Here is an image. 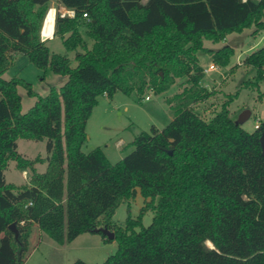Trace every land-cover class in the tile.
<instances>
[{
	"label": "trees",
	"instance_id": "1",
	"mask_svg": "<svg viewBox=\"0 0 264 264\" xmlns=\"http://www.w3.org/2000/svg\"><path fill=\"white\" fill-rule=\"evenodd\" d=\"M50 1L0 0V264L24 263L34 223L59 244L85 232L116 239L118 250L100 264H264V118L250 131L227 106L209 120L192 107L210 95L198 52L221 66L235 52L204 40L264 30V0H59L75 10L74 17L58 15L54 30L75 52V66L41 38ZM17 54L66 82L40 95L21 77L5 78ZM243 60L264 79V46ZM179 78L188 85L166 99L172 118L165 127L141 131L115 163L100 146L83 150L101 94L161 93ZM19 85L36 97L26 112ZM19 138L47 139V156H24ZM11 160L31 171L29 183L7 181ZM45 162L40 172L36 165ZM138 192L145 203L137 218L114 222L119 205ZM148 210L154 215L145 226ZM103 219L113 239L100 229Z\"/></svg>",
	"mask_w": 264,
	"mask_h": 264
},
{
	"label": "rangeland",
	"instance_id": "2",
	"mask_svg": "<svg viewBox=\"0 0 264 264\" xmlns=\"http://www.w3.org/2000/svg\"><path fill=\"white\" fill-rule=\"evenodd\" d=\"M60 5L59 0L50 1V7L58 8ZM255 28L251 26L241 32L230 33L216 43L209 39L204 40L207 48L219 49L229 44L234 47L235 52L227 65L215 64L216 68L209 71H206V68L214 63L211 55L204 51L198 52V58L205 70L202 84L209 89L210 95L192 107L203 118L209 120L227 106L230 116L236 120L244 109H249V117L241 125L250 131L257 128L256 125L264 118V79L257 81V69L246 65L243 60L247 54L264 46V30L256 33ZM83 34L91 46L92 39L84 29ZM47 44L52 52L68 53L73 59V65H76L75 52L67 51L62 38L54 34L52 39L47 40ZM3 76L8 79L16 76L25 79L40 95L48 94L52 87L59 89L67 80V76L55 73L50 68L37 67L23 54L14 57ZM186 85V78H179L161 93L148 90L142 96L137 92L126 94L122 91H117L113 97L101 94L87 121L88 139L83 150L88 152L100 146L111 162H118L134 149L132 141L141 131H150L153 125L163 128L169 123L172 112L166 99L181 92ZM18 90L22 96V111L26 112L35 103L36 97L28 95L27 88L23 85H19ZM147 95L150 96L149 99L146 98ZM47 141L19 138L18 150L28 158L37 155L45 158ZM37 166L40 172L45 171L47 162L38 163ZM5 176L8 182L21 184L30 181L31 171L23 172L16 167V161L11 160L5 170ZM144 203V196L138 192L135 198L119 205L112 220L124 225L129 215L137 218ZM153 215L152 210L145 211L142 224L149 225ZM102 226L106 227L104 219ZM117 250V240L106 241L100 233H81L64 247L43 234V242L35 249L33 243L28 245L25 259L29 260L28 264H73L78 259L89 264H100Z\"/></svg>",
	"mask_w": 264,
	"mask_h": 264
},
{
	"label": "water",
	"instance_id": "3",
	"mask_svg": "<svg viewBox=\"0 0 264 264\" xmlns=\"http://www.w3.org/2000/svg\"><path fill=\"white\" fill-rule=\"evenodd\" d=\"M250 110L249 109H244L240 114L239 117L235 120V122L237 124H242L243 122H245L247 120V118L249 117L250 114ZM260 142H261V146H262V151H263V155H264V130L261 134L260 137ZM10 229L13 231L15 239L17 240V242L19 243V249H22L23 247V242L20 239V231L16 225V223H12L10 224ZM102 230V232L110 239L114 238V232L111 231L110 229H108L107 227H101L100 228Z\"/></svg>",
	"mask_w": 264,
	"mask_h": 264
},
{
	"label": "built area",
	"instance_id": "4",
	"mask_svg": "<svg viewBox=\"0 0 264 264\" xmlns=\"http://www.w3.org/2000/svg\"><path fill=\"white\" fill-rule=\"evenodd\" d=\"M52 7H54V9H55V20H56V17H57L58 15H60V16H62V17H65V16L74 17V16H75V10H74V9L67 8L66 6H64V5H62V4H61L58 8L55 7V6H52ZM50 9H51V7L49 8V10H50ZM49 10H48V12H47L45 18L47 17V15H48V13H49ZM84 16H87V13H84ZM44 21H45V19H44ZM43 23H44V22H43ZM41 32H42V34H41V35H42V37H41L42 40L52 39V38L54 37V34H53L52 36H44V35H43V30H41ZM213 68H216V66H215L214 63L210 64V66H209L208 68H206V71H209V70H211V69H213ZM146 98L149 99L150 96L147 95ZM258 126H259V124L256 125V127H258ZM23 264H24V263H23Z\"/></svg>",
	"mask_w": 264,
	"mask_h": 264
},
{
	"label": "crops",
	"instance_id": "5",
	"mask_svg": "<svg viewBox=\"0 0 264 264\" xmlns=\"http://www.w3.org/2000/svg\"><path fill=\"white\" fill-rule=\"evenodd\" d=\"M172 118V117H171ZM48 164V163H47ZM36 167L38 168V166L36 165ZM26 171V170H25ZM24 172V171H23ZM43 172V171H41ZM22 176L24 177V175L22 174ZM13 183V182H12ZM26 183H29V181L27 182H24V183H21V184H17V185H22V184H26ZM43 234H46L45 232H43L39 225L37 223H34L33 226H32V232L29 236V244L33 243V246H34V249L40 245V243L43 242ZM47 235V234H46ZM68 243H71V242H67L65 244H59L61 247H64L65 245H67ZM28 259L24 257V264H28Z\"/></svg>",
	"mask_w": 264,
	"mask_h": 264
},
{
	"label": "bare ground",
	"instance_id": "6",
	"mask_svg": "<svg viewBox=\"0 0 264 264\" xmlns=\"http://www.w3.org/2000/svg\"><path fill=\"white\" fill-rule=\"evenodd\" d=\"M43 35L44 36H52L55 30V9L51 7L45 21L43 23ZM210 246H213L212 243L207 241Z\"/></svg>",
	"mask_w": 264,
	"mask_h": 264
}]
</instances>
